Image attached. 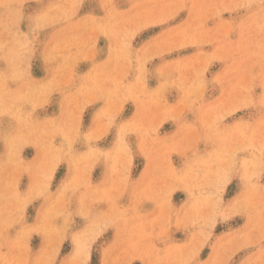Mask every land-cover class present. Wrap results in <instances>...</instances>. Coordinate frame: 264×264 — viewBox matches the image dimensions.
<instances>
[{
    "label": "clouds",
    "instance_id": "clouds-1",
    "mask_svg": "<svg viewBox=\"0 0 264 264\" xmlns=\"http://www.w3.org/2000/svg\"><path fill=\"white\" fill-rule=\"evenodd\" d=\"M94 252L264 264V0H0V264Z\"/></svg>",
    "mask_w": 264,
    "mask_h": 264
},
{
    "label": "rangeland",
    "instance_id": "rangeland-1",
    "mask_svg": "<svg viewBox=\"0 0 264 264\" xmlns=\"http://www.w3.org/2000/svg\"><path fill=\"white\" fill-rule=\"evenodd\" d=\"M152 31H156V30H152ZM149 34H150V33H145V37H146L147 35H149ZM99 43H100L101 45L104 44V40H103V38H101V40H100ZM189 51H191V49H189ZM83 67H84V65H81V68H83ZM34 75L37 76V77H39V76L42 75V73H41L39 70H34ZM152 83H154V82L150 81V84H152ZM49 111H51V108L49 109ZM131 111H132V106H131V104L126 105L124 115H125V116L130 115V114H131ZM88 120H89V117H88V114L86 113V114H85V117H84V121H85V123H87ZM163 129H164V130H171V125L168 124V123H166V124L163 126ZM109 139H111V136L109 137ZM23 155H24L25 157H27V158H31V156L33 155V149H31L30 147H29V148H26V149L24 150ZM174 159H175V157H174ZM137 163H138V165H139V158H138V160H137ZM63 171H64V166L61 165L60 169H58L56 179H55L54 182H53V187H55V184H56V182L59 180L60 176L63 174ZM138 171H139V167L134 168V169H133V176H135V175L138 173ZM98 176H99V169H97V170L94 171V173H93V178L95 179V178H97ZM25 183H26V181H22V183H21V188H23V187L25 186ZM235 183H236V182L233 181V183L229 185V187H228V191H227V193H226V198H228V197H230L231 195L234 194V191H235ZM182 198H183V194H182V193H176V194H174L173 201L178 203L179 200L182 199ZM28 213H29V215H28V220H29V222H31L32 217H33V215H34V213H33V209H32L31 207L28 209ZM242 222H243V221H242L240 218H236L234 221H232L233 226H236V225H238V224H240V223H242ZM221 230H223L222 227L218 226V228H217V232H219V231H221ZM107 235L110 236V235H111V231H109V233H108ZM176 235H177V237H179V236H180V233H177ZM38 243H39V237L34 235L33 238H32V241H31V244H32L33 248H35L36 246H38ZM69 250H70V246H69L68 242H65V244L62 246V249H61V255L66 254ZM207 251H208V250L205 249L204 253H202V256H206V255H207ZM97 259H98V258H97V255H96V253L94 252V253H93V256H92V262H91V264H97ZM134 264H139V262L136 261V262H134Z\"/></svg>",
    "mask_w": 264,
    "mask_h": 264
}]
</instances>
